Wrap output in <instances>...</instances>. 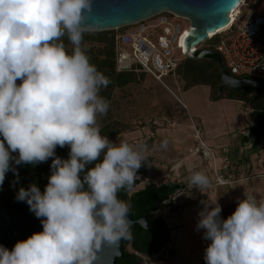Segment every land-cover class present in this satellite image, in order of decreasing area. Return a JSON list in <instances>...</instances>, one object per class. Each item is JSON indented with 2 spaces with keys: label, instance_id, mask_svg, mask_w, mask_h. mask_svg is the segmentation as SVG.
Masks as SVG:
<instances>
[{
  "label": "clouds",
  "instance_id": "obj_1",
  "mask_svg": "<svg viewBox=\"0 0 264 264\" xmlns=\"http://www.w3.org/2000/svg\"><path fill=\"white\" fill-rule=\"evenodd\" d=\"M92 10L93 0H0V185L18 175L13 162L52 160L43 192L33 183L16 195L42 231L0 245V264H94L103 246L131 238L132 206L118 194L135 185L145 157L101 135L110 80L85 49ZM66 146L68 158L57 156ZM187 184L205 192L210 179L190 169ZM221 211L215 200L198 213L205 264H264V201L245 191L230 216Z\"/></svg>",
  "mask_w": 264,
  "mask_h": 264
},
{
  "label": "trees",
  "instance_id": "obj_2",
  "mask_svg": "<svg viewBox=\"0 0 264 264\" xmlns=\"http://www.w3.org/2000/svg\"><path fill=\"white\" fill-rule=\"evenodd\" d=\"M120 29L91 31L84 36V45H92L91 47H85L91 63L96 65L98 70L110 80L108 86L103 88L100 93L107 101L111 99L115 88H122L141 79L136 75L137 72L135 71H117L116 69L115 36L117 33H120L118 32ZM63 40L69 50H71V45L67 41V38L64 37ZM96 43L98 46L95 48L93 45ZM209 48L214 50L213 46ZM206 58L214 61L213 68H206L203 65L204 59ZM188 60L187 66L180 64L177 70L178 79L184 82V89L198 84H206L210 87V98L212 100L228 98L242 101L243 107L252 111V118L255 123L249 127V137L255 140L252 148L256 149L258 143L264 139V94L255 87H243L240 90H236L229 86H221V71L217 58L214 55H207L204 58L185 59V61ZM19 82L17 81V83ZM120 132L121 130L115 125V127L110 129L109 134ZM68 152L69 148L67 146L64 148H56V155L61 158L67 159ZM51 163V158L46 162L36 165H16L13 162L12 166L16 169L18 175L14 174L13 171L6 173L5 180L0 185V205L21 209L30 214L37 222H40L34 213L29 210L27 203L18 201L16 195L21 187L27 188L33 183L43 192L44 187L48 183V177L51 174ZM146 173L147 163L143 161L142 166L137 171L135 185L131 190L120 192L118 195L121 199L131 204L132 207L129 215L133 219H139L146 213L150 215L151 230H145L139 225L132 227L131 238L122 240L125 255L123 258L118 259L117 264H141L143 258L132 250H128L126 248L127 245L129 244L133 250L139 249L145 255L149 256L150 254H155L159 246L166 242L167 234L170 231L163 217H156L154 214L165 202L170 201L174 193L183 187L184 184L175 183L174 185H170L169 182H151L145 185L144 188L135 190L141 182L138 175H144ZM236 207L237 201L222 207L221 217L226 219L235 211ZM157 233H159V236H157Z\"/></svg>",
  "mask_w": 264,
  "mask_h": 264
},
{
  "label": "built area",
  "instance_id": "obj_3",
  "mask_svg": "<svg viewBox=\"0 0 264 264\" xmlns=\"http://www.w3.org/2000/svg\"><path fill=\"white\" fill-rule=\"evenodd\" d=\"M239 5L237 12H230V22L195 45L190 55L195 56L201 49L213 46L214 51L221 55L229 74L264 82V0H242ZM122 27L125 30L115 36L117 71L143 72L168 88L163 78H178V67L189 58L183 52L181 43L191 29L189 18L172 11H162ZM191 152L207 161L208 171L205 174L210 179L208 189L233 186L247 178L241 174L236 176L228 159L220 158L202 140ZM262 175L258 173L254 176ZM170 176L184 184L180 172L172 171ZM186 192L192 194V200L204 193L185 185L176 191L179 195ZM176 197L174 194L172 200Z\"/></svg>",
  "mask_w": 264,
  "mask_h": 264
},
{
  "label": "rangeland",
  "instance_id": "obj_4",
  "mask_svg": "<svg viewBox=\"0 0 264 264\" xmlns=\"http://www.w3.org/2000/svg\"><path fill=\"white\" fill-rule=\"evenodd\" d=\"M124 28H121L122 32ZM116 31V30H115ZM213 41H207V43ZM91 44H86L85 47H91ZM98 44H94L93 47H97ZM185 61V60H184ZM182 61V65L187 66L188 61ZM184 62V63H183ZM203 65L208 68L214 67V61L210 58L204 59ZM141 79L137 82L128 84L122 88H115L111 99L108 101L110 107L106 115L98 116L97 123L101 129V135L108 136L113 142L119 143L121 140L127 141L134 146L141 145L142 139L145 136H137L136 133L131 135H124L127 131H134L144 123L145 120L151 125H154L150 119L159 116L160 106L162 105L159 101L161 98L166 99L163 103L171 101L169 108L172 112L183 117L186 114L196 116L199 112L204 113L208 106V88L205 86H199L192 88L185 92L183 85L178 81L177 78L166 76L163 81L168 86L165 87L163 84L155 81V79L143 72L136 73ZM187 106L178 101L177 97ZM216 109L224 111L226 116L229 118V125L226 120L222 122L221 127L229 128L233 135H239L240 131L250 123L251 114L249 111L244 110L242 103L238 100H223L216 104ZM214 108V107H213ZM185 114V115H184ZM117 123V124H115ZM117 126L121 130L120 133H111L110 129ZM152 130L153 126L151 127ZM182 131V130H181ZM185 136L188 138L187 147H193V143L190 144L189 140H194L192 131H185ZM182 135L184 136L183 132ZM149 146V142L146 143ZM249 143L246 146V151L250 150ZM141 147V146H140ZM147 147H145L146 150ZM264 148V142H263ZM140 149V148H139ZM142 149V148H141ZM194 149V148H193ZM188 151V150H187ZM261 160V165L258 162ZM263 160V161H262ZM250 166H259V172L264 174V150L257 154V156L251 157L248 161ZM148 166V165H147ZM257 173V174H258ZM141 179V184L138 185L135 190L143 187L147 180H144L142 176L138 175ZM252 183L242 182L239 184V188H247L251 193L258 198L264 199V175L256 177ZM261 184L259 187L256 182ZM212 189V188H211ZM208 189V190H211ZM204 193H201L195 200H192V194L184 193L183 196H177L174 201H167L160 209L155 212L156 217H163L170 231L166 239V242L162 244V252L158 256L154 257H142L143 263L141 264H205L204 250L210 243V241L203 239V230H197V222L199 215L194 210L200 208L205 204L203 201ZM174 196V195H173ZM260 199V200H261ZM238 201V200H237ZM202 204V205H201ZM224 202L221 203V205ZM187 208V209H186ZM128 250H132L131 245H127Z\"/></svg>",
  "mask_w": 264,
  "mask_h": 264
},
{
  "label": "crops",
  "instance_id": "obj_5",
  "mask_svg": "<svg viewBox=\"0 0 264 264\" xmlns=\"http://www.w3.org/2000/svg\"><path fill=\"white\" fill-rule=\"evenodd\" d=\"M178 81L184 87V82L180 79H178ZM199 86H205L208 88V106L204 113L199 112L196 116L186 114V116L183 117L182 115L175 114L170 110L168 104L172 105L171 101L163 103L166 99H162L161 101L160 98L159 103L162 102L160 110L158 111L160 114L159 116L150 119L154 125H151L149 123L150 121L148 122V120H145L138 129L134 131H127L123 134L131 135L135 132L136 137L139 135L145 136V138L142 139V142L140 143L141 147L139 146V148L142 151L148 166L147 173L140 176L147 181L143 187L139 189L144 188L145 185L151 182L178 183L176 179H173L170 176L172 171L180 172L182 174L185 187H190L187 184V177L189 175L187 168H192V170L201 171L203 173L208 171L207 161L203 160L200 155H195L191 152V149L197 146L200 140L204 141L206 145L210 146L220 156V158L226 157L228 159L236 176L241 174L242 176L247 177L238 181L233 186H215L211 190H206V193L203 196V201L205 203H211L217 200L220 205L224 202V204L221 205V207H224L234 201H237L238 198L243 199L245 191L250 192L247 188L240 189L239 184L247 181L251 184L254 179H257L254 175L259 172V166H262L261 160L258 162V165L260 164L258 167L254 164L253 166H250L248 161L251 157L257 156L258 153L264 150V139L258 143V149L254 148V150L252 148L255 140L250 139L249 137V127L253 126L255 122L252 118V111L244 108L243 102L240 100L238 101L242 103L244 110L249 111L251 114L250 123L240 131L239 135H233L227 127H224L223 129L221 127V123L226 120V123L229 125L230 120L223 110L218 113L215 106L219 101L236 99L221 98L218 100H212L210 98V87L206 84L191 86L188 89H185V92ZM177 99L184 105L183 108H187V106L178 97ZM152 126L155 128L154 130L151 129ZM188 130L193 132V137L195 139L189 140L190 144L193 143L192 148L190 147L187 149L186 147L185 150H183L185 145L189 144L187 141L188 138L184 133ZM182 132L184 136L182 135ZM147 142H149V146H147ZM248 143L252 147L249 151H246L245 149ZM145 147H147L146 150ZM220 161L221 159H219V162ZM255 182L259 187L261 186L260 183L257 181ZM174 194L179 196L176 192ZM252 194L254 195L255 193ZM183 195L184 193L180 194V196ZM260 199L261 198H258L259 201H264V199ZM203 207L204 205L201 208ZM194 210H198L196 212L201 211L198 207Z\"/></svg>",
  "mask_w": 264,
  "mask_h": 264
},
{
  "label": "water",
  "instance_id": "obj_6",
  "mask_svg": "<svg viewBox=\"0 0 264 264\" xmlns=\"http://www.w3.org/2000/svg\"><path fill=\"white\" fill-rule=\"evenodd\" d=\"M242 0H93V10L85 21L91 25L92 31L116 29L142 19H146L162 11H172L186 16L191 22V29L183 37L182 50L189 58H204L214 55L221 71V86H229L236 90L243 87L258 88L264 94V82L238 78L228 73L221 55L212 49H201L195 56L190 52L194 46L205 40L210 33L226 26L232 12ZM174 185V183H170ZM132 227L141 226L151 230L150 215L146 213L139 219L128 214ZM42 231L41 222H37L30 214L18 208L0 205V245L11 250L17 241L27 239L34 232ZM125 255L123 241L118 246H103L94 264H117ZM143 263V262H142Z\"/></svg>",
  "mask_w": 264,
  "mask_h": 264
},
{
  "label": "flooded vegetation",
  "instance_id": "obj_7",
  "mask_svg": "<svg viewBox=\"0 0 264 264\" xmlns=\"http://www.w3.org/2000/svg\"><path fill=\"white\" fill-rule=\"evenodd\" d=\"M168 235H169V233L167 234V237H168ZM157 236H159V233H157ZM131 248H132V246H131ZM132 251L133 252H135L137 255H140L141 257H146V258H149V257H154V256H158L161 252H162V245L161 246H159V248H158V250L156 251V253L155 254H150L149 256H147V255H145L143 252H141V250H133V248H132ZM142 262H143V260H142ZM141 262V263H142Z\"/></svg>",
  "mask_w": 264,
  "mask_h": 264
},
{
  "label": "bare ground",
  "instance_id": "obj_8",
  "mask_svg": "<svg viewBox=\"0 0 264 264\" xmlns=\"http://www.w3.org/2000/svg\"><path fill=\"white\" fill-rule=\"evenodd\" d=\"M240 6H241V5H238V6L233 10L232 14H234V12H237V11L239 10Z\"/></svg>",
  "mask_w": 264,
  "mask_h": 264
}]
</instances>
